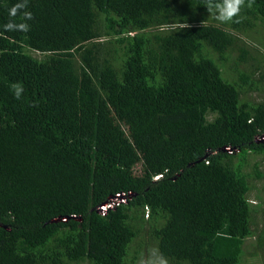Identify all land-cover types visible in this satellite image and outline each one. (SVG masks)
<instances>
[{"label": "trees", "instance_id": "1", "mask_svg": "<svg viewBox=\"0 0 264 264\" xmlns=\"http://www.w3.org/2000/svg\"><path fill=\"white\" fill-rule=\"evenodd\" d=\"M249 2L222 23L207 0H0V264H242L252 237L264 256Z\"/></svg>", "mask_w": 264, "mask_h": 264}, {"label": "rangeland", "instance_id": "2", "mask_svg": "<svg viewBox=\"0 0 264 264\" xmlns=\"http://www.w3.org/2000/svg\"><path fill=\"white\" fill-rule=\"evenodd\" d=\"M252 96L257 99V95H253ZM249 160V164L252 165L253 163H258V170L262 173V175H264V156L261 155H257V156H249L248 157ZM247 172H249V169L246 170ZM248 184L250 186V190L246 195V198L248 200V202L255 206V205H259L262 204V199L264 198V193L262 192V187L264 185V177L262 179H254V178H250L248 179ZM254 218V230L257 231L258 229H260V226L263 224L262 222V217L260 216V214L256 213L253 215ZM254 238H249L245 241L244 243V251L245 254L242 258L241 263L242 264H264V256H258L257 258L255 257H251L249 255H247V253L249 251H252V246L254 244ZM254 252L259 251L255 244H254ZM261 258V259H260Z\"/></svg>", "mask_w": 264, "mask_h": 264}, {"label": "clouds", "instance_id": "3", "mask_svg": "<svg viewBox=\"0 0 264 264\" xmlns=\"http://www.w3.org/2000/svg\"><path fill=\"white\" fill-rule=\"evenodd\" d=\"M244 6H245V0H207V10L209 12H212L213 10H215L218 13V15H216L215 18L222 23L231 21L233 17L237 16L240 13L241 8ZM248 6L249 7L251 6V0ZM22 7H25V5L17 4L10 10V14L15 16L17 10ZM26 15L28 16V18H31L30 14H26ZM6 27L8 29H11L13 25L8 24ZM21 27H23V25H21ZM16 94H17V97H19V89H17ZM261 137L264 138L263 135H260L261 140L263 139ZM257 140L260 141L259 139ZM152 264H157V262L153 261ZM158 264H166V262L161 260L158 262Z\"/></svg>", "mask_w": 264, "mask_h": 264}, {"label": "built area", "instance_id": "4", "mask_svg": "<svg viewBox=\"0 0 264 264\" xmlns=\"http://www.w3.org/2000/svg\"><path fill=\"white\" fill-rule=\"evenodd\" d=\"M261 138H263V137H261ZM220 151L225 152V153L236 152L235 149H231L227 146L223 147ZM130 196H131L130 193H127L126 197L123 196V194H121V193H117L114 196L108 198V200L105 203L98 206L96 208V212L103 215L108 209H113L114 206H116L117 204L125 202V198H129Z\"/></svg>", "mask_w": 264, "mask_h": 264}, {"label": "water", "instance_id": "5", "mask_svg": "<svg viewBox=\"0 0 264 264\" xmlns=\"http://www.w3.org/2000/svg\"><path fill=\"white\" fill-rule=\"evenodd\" d=\"M56 220H54L53 222H55Z\"/></svg>", "mask_w": 264, "mask_h": 264}]
</instances>
